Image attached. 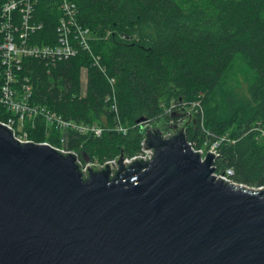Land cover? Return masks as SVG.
Instances as JSON below:
<instances>
[{"label":"trees","instance_id":"1","mask_svg":"<svg viewBox=\"0 0 264 264\" xmlns=\"http://www.w3.org/2000/svg\"><path fill=\"white\" fill-rule=\"evenodd\" d=\"M59 1L35 4L41 28L31 44L57 41ZM72 1L90 51L55 64L25 57L16 74L28 78L32 102L104 128L99 136L70 134L69 146L101 160L132 154L140 118L185 119L186 140L220 141L216 169L264 184V0ZM173 102L183 105L181 116L166 113ZM39 130L35 140L45 141Z\"/></svg>","mask_w":264,"mask_h":264},{"label":"water","instance_id":"2","mask_svg":"<svg viewBox=\"0 0 264 264\" xmlns=\"http://www.w3.org/2000/svg\"><path fill=\"white\" fill-rule=\"evenodd\" d=\"M158 125L170 133L142 130L151 158L125 166L121 151L86 176L0 124V264H264V189L216 179L213 153Z\"/></svg>","mask_w":264,"mask_h":264},{"label":"built area","instance_id":"3","mask_svg":"<svg viewBox=\"0 0 264 264\" xmlns=\"http://www.w3.org/2000/svg\"><path fill=\"white\" fill-rule=\"evenodd\" d=\"M37 1L7 0L0 8V124L10 128L13 136L21 142L47 143L63 154L72 153L76 155L86 176L91 165L98 170L108 163L118 168L116 158L119 157L120 153L113 158L104 160L94 156H87V159H85L82 150L68 145L70 134L99 136L104 129L103 127L96 123L65 118L55 110L32 102L30 100L32 89L28 78L24 77L20 80L16 75L18 70H20L21 61L25 57L40 59L46 64H55L57 61L75 56L80 48L90 51L88 43L89 38H91L90 31L77 21V6L72 0L59 1L58 7L61 15L56 26L57 41L54 44H31L29 42L30 35L41 28V23L34 19V7ZM83 70L85 72V69H82V73ZM182 106L173 102L167 107L166 111L168 112L169 109L181 111ZM5 113H8V115L5 116ZM159 122L161 121L143 119L138 123L142 133L140 149L132 154H125L127 159L124 160L125 166L140 157L148 156L151 158L153 156V149H145L143 147V131L150 127H159ZM183 122H185V119L173 123L182 125ZM38 123L42 126L40 130L38 129ZM116 128L123 133L127 131V128L121 124H118ZM181 129L185 130L184 124ZM38 130L46 138L45 141L35 140ZM160 132L164 138L167 133H170V129L161 128ZM32 134L34 135L32 136ZM51 136H54L53 138L56 137L58 143H50L51 140L49 138ZM187 143L195 153L199 154L201 161L205 159L208 152L214 154L215 158L212 163L214 171L212 175L216 179H221L227 184L264 189V184L261 186H249L236 181L233 178V169L230 167L223 170L216 169L215 160L218 156L220 141L214 140L210 143L204 142L196 145L194 141L187 140Z\"/></svg>","mask_w":264,"mask_h":264},{"label":"rangeland","instance_id":"4","mask_svg":"<svg viewBox=\"0 0 264 264\" xmlns=\"http://www.w3.org/2000/svg\"><path fill=\"white\" fill-rule=\"evenodd\" d=\"M85 72H84V70H83V74H84ZM83 83H85V82H83ZM142 121V120H141ZM162 122V121H161ZM164 122V121H163ZM160 123V122H159ZM158 123V124H159ZM164 123H167V122H164ZM122 125V124H121ZM124 126V125H123ZM157 128H159V130L161 129V128H168V127H157ZM118 131H120V130H118ZM128 131V130H127ZM127 131H126V133H127ZM120 132H122V131H120ZM123 133V132H122ZM126 133H123V134H126ZM261 134L263 135L264 133L263 132H261Z\"/></svg>","mask_w":264,"mask_h":264}]
</instances>
